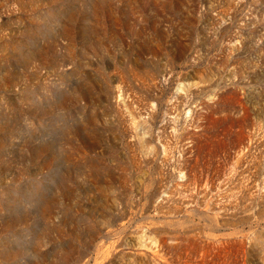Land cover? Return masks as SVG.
I'll return each mask as SVG.
<instances>
[{"label": "rangeland", "instance_id": "obj_1", "mask_svg": "<svg viewBox=\"0 0 264 264\" xmlns=\"http://www.w3.org/2000/svg\"><path fill=\"white\" fill-rule=\"evenodd\" d=\"M0 264H264V0H0Z\"/></svg>", "mask_w": 264, "mask_h": 264}]
</instances>
